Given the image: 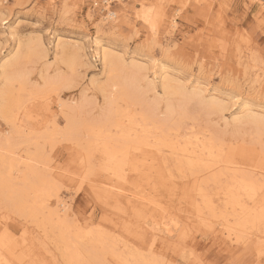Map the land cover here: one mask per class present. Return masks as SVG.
<instances>
[{"label": "bare ground", "instance_id": "1", "mask_svg": "<svg viewBox=\"0 0 264 264\" xmlns=\"http://www.w3.org/2000/svg\"><path fill=\"white\" fill-rule=\"evenodd\" d=\"M104 1L111 3L113 0ZM256 1L264 9V0ZM137 15L151 29H155L145 12ZM114 16V11L108 10L104 19ZM174 27V22L170 21L169 28ZM8 35L14 34L9 31ZM58 41L59 37L56 45L61 47L64 63L70 71L75 70L79 61L78 51H69ZM100 42L97 37L92 40L100 73L108 77L110 88L106 90L103 84L98 88L107 92L108 100L105 102L108 106L102 110L101 116L86 119L88 117L82 102L61 103L57 97L53 104L54 112H59L63 126L57 123L55 115L51 114L50 119H46L48 116L45 114L47 117L43 116L41 121H51L44 130L35 134H39L38 138L42 140L46 138L51 145L64 142L79 147L80 151L77 152L83 173L78 188L81 189L84 183L98 202L112 209L108 208L100 216L95 228L91 224L80 223L71 216L69 204L60 193L61 183L58 180L63 182V175L50 172L47 169L49 163L43 164L45 158L40 152L43 149L26 150L24 154L16 152L11 135L0 137V200L4 207H10L23 217V220L20 219L22 222L40 225L38 228L43 234L45 228H49L48 232L54 235L49 244L53 242L54 250L48 252L50 257L58 256L54 259L56 264H171L164 260V253L168 252L189 260L191 253L187 247L194 237L192 230L196 227L208 233L217 230L223 241L239 245L235 249L248 246L256 257L264 256V142L261 141L264 117L249 111L243 118L236 116L232 119L233 126L249 124L255 131V143L249 146L225 143L213 131L203 127L196 129L194 124L189 126L187 123L189 127L182 128L187 117L183 102L175 105L167 99L162 110L157 97L159 94H175L183 100L186 89L175 86L173 78L166 71L162 72L161 93L153 79L147 80L146 89H143L140 71L145 69L144 65L136 60L126 63L120 52ZM35 44L38 58L46 57L43 43L39 40ZM18 46V51L8 60L5 58L6 61L0 66L3 71L0 74L5 76V83L0 87V118L14 132L25 134L27 128L19 121L18 113H26L22 109L25 100L21 92L27 77L19 74L21 72L18 73L16 66L20 58L34 52L35 46ZM60 76L57 81V77L51 80L44 78V84L51 86L54 82L64 81L61 86L69 88L70 78L66 80ZM96 80L93 79L91 83ZM15 82L20 85L16 90ZM54 87H51L52 90ZM48 89L50 87L47 94ZM149 90L155 97L151 101L145 98ZM200 92L193 94L200 95L203 107L220 109L219 100L212 97L205 99L206 96ZM176 114L177 119L174 118ZM224 124L229 123L224 121ZM29 140L21 141L26 144ZM257 144H260L259 149ZM51 145L46 144L47 147ZM95 153L98 154L97 161H94ZM120 201H124L123 208ZM108 215L110 218H107ZM187 217L195 225L186 221ZM9 224L0 216V264H46L44 257L35 255L26 245L29 243L27 240L21 245H11L4 239L5 232L16 226L12 228ZM145 228L149 230L148 237ZM122 235L129 238L123 241Z\"/></svg>", "mask_w": 264, "mask_h": 264}, {"label": "rangeland", "instance_id": "2", "mask_svg": "<svg viewBox=\"0 0 264 264\" xmlns=\"http://www.w3.org/2000/svg\"><path fill=\"white\" fill-rule=\"evenodd\" d=\"M103 1L0 0V66L18 51L20 47L18 45L35 46L32 50L34 52L30 54L34 53L33 57L29 55L22 57L23 59L20 58L16 66L18 73L20 71L19 74L27 77L25 78L27 81L25 80L22 85L24 90L21 92V97L23 101L25 100L23 103L25 106L23 105L22 109L28 115L32 114L35 117L32 118L22 112L18 113L19 121L27 128L25 134L14 132L0 118V137L13 136L15 147H17L16 152L19 151L21 154H24L26 150L31 152L35 149L38 151L43 149L40 150L45 158V161H42L43 164L49 163L47 169H50V172L63 175V182L58 180V183H61L59 189L62 190L59 192L68 202L71 216L82 224H91L93 228L100 216L102 217L103 213L112 207L98 202L84 183L81 189L78 188L79 179L83 173L79 163V152H77L80 151L79 147L61 142L60 145L53 144L54 148L46 138L42 140L38 138L39 134L35 133L44 130L45 125L48 126L51 121H41L43 116H48L46 119H50V115L53 114L55 118L57 117V123L63 126L59 112H54L53 104L57 97L61 103L82 102L85 115L88 117L86 119L99 118L102 110L106 108V105L108 106L105 103L108 101L105 95L107 92L98 89L102 84L105 85L106 90L110 88L107 84L108 77L100 73V63L92 44L94 37L101 41V45L120 52L126 63L136 60L144 65L145 72L143 69L140 71L143 89H146L147 80L153 79L160 92L162 72L165 71L169 77L173 78L174 82H172L175 86L186 89L187 94L183 100L180 95L175 94H159L157 97L160 99L159 107L162 110L167 99L175 105L183 102L187 117L182 128L187 127L188 124L189 126L194 124L196 129L203 127L213 131L225 143H232V145L244 143L249 146L255 143V131L249 124L233 126L232 119L236 116L243 118L249 111L264 117V9L260 3H257L258 1L109 0L111 3ZM108 10L115 13L112 19H104ZM141 12L148 15V20L152 21L155 29H151L147 22L137 17V14ZM170 21L174 22V28H169ZM9 31L14 35H8ZM58 37V42L68 47L69 51L72 49L78 51L79 61L73 71H70L61 57V47L56 45ZM39 40L46 49V57L38 58V48L36 49L37 45L34 43ZM1 67L0 72L3 73ZM57 75H62L60 77L63 79L65 77L66 80L70 78L69 88L61 86L64 81L58 83L54 80L51 86L44 84V78L51 80L57 77V81ZM93 79L96 80V85L91 83ZM4 83L5 76L0 74V87H3ZM14 84V89H18L19 83ZM49 87L48 91H50L47 94ZM51 87H54V91ZM202 89L205 92H202ZM36 90H42V92L38 91L40 92L38 93ZM200 91L206 96L205 99L212 97L219 100L220 109L211 110L203 107L200 95L193 94ZM150 92L147 91L145 94L148 101L155 98ZM53 93H56V96ZM42 98L44 99L41 100ZM174 118H178L177 114ZM224 121L229 124L225 125ZM30 130L33 131L30 132ZM24 139H30L29 143L22 142ZM261 141L264 142V136ZM21 144L26 146L22 147ZM46 144L51 145L48 146L49 149ZM37 145L42 147L39 148L40 146L37 147ZM259 145L257 144L258 149ZM42 151L45 153L43 154ZM94 155V161H97L98 154ZM123 205L124 201H120L122 208ZM0 216L6 219L9 226L11 223L12 228L16 224L15 228L5 232L4 239L8 243L21 245L27 240L26 242L29 243L26 245L35 255L44 257L46 264H56L54 259L58 256L50 257L48 252L54 250L53 242L49 244L54 239V235L48 232L49 228L46 227L43 234L37 223L22 222L23 217L21 218L10 207H4L2 200H0ZM109 216L107 218H110ZM182 216L184 217V214ZM183 217L180 219L184 220ZM187 220L190 221L188 217ZM190 224L195 225L192 221ZM23 227L26 228L24 233ZM145 229L148 237L149 230ZM193 230L194 239L189 240L187 247L192 254L190 259L184 260L168 252V254L164 253L165 261L171 264H264V256L256 257L248 246L235 249L239 245L223 241L221 233L217 230L209 233L201 227ZM7 234L10 235L7 236ZM122 238L124 241L129 236L122 235ZM231 246L234 249L230 250Z\"/></svg>", "mask_w": 264, "mask_h": 264}]
</instances>
